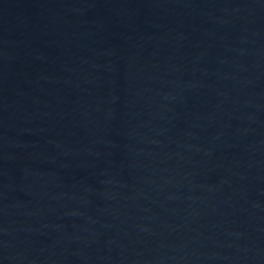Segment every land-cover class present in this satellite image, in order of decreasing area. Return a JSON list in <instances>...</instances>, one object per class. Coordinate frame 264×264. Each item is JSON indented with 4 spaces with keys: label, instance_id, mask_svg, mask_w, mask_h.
<instances>
[{
    "label": "water",
    "instance_id": "1",
    "mask_svg": "<svg viewBox=\"0 0 264 264\" xmlns=\"http://www.w3.org/2000/svg\"><path fill=\"white\" fill-rule=\"evenodd\" d=\"M0 264H264V0H0Z\"/></svg>",
    "mask_w": 264,
    "mask_h": 264
}]
</instances>
